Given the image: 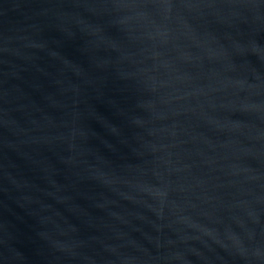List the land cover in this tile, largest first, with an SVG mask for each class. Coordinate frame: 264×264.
<instances>
[{
    "label": "water",
    "instance_id": "obj_1",
    "mask_svg": "<svg viewBox=\"0 0 264 264\" xmlns=\"http://www.w3.org/2000/svg\"><path fill=\"white\" fill-rule=\"evenodd\" d=\"M0 264H264V0H0Z\"/></svg>",
    "mask_w": 264,
    "mask_h": 264
}]
</instances>
